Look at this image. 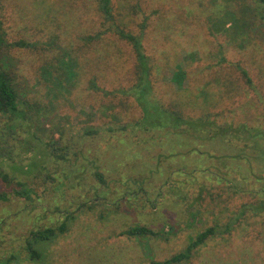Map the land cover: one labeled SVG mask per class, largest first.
Wrapping results in <instances>:
<instances>
[{"label": "rangeland", "instance_id": "374dc122", "mask_svg": "<svg viewBox=\"0 0 264 264\" xmlns=\"http://www.w3.org/2000/svg\"><path fill=\"white\" fill-rule=\"evenodd\" d=\"M253 2L114 0L134 32L148 20L144 45L153 64L154 101L194 120L264 127V13ZM234 17L247 22L245 30H237ZM0 19L9 42L36 46L0 54L32 120L31 127L2 130L1 151L7 152L0 153V168L24 182L32 199L14 197L17 184L0 182V194H10L9 201L0 200V260L14 255L15 264H150L216 227L222 234L190 264H264V214L248 213L223 234L242 204L258 201L240 191L236 177L243 144L209 140L207 133L184 138L172 130L135 128L141 107L120 92L135 81L132 50L112 34L96 39L103 29L95 0H0ZM68 54L77 83L71 93L56 91L54 97L43 72L54 67L57 76ZM178 68L186 73L181 87L172 81ZM92 79L114 94L92 90ZM86 128L99 133L86 136ZM226 162L230 187L208 173ZM99 171L105 185L96 178ZM82 203L94 207L80 209ZM66 212L75 214L66 234L36 245L43 257L31 261L25 250L30 233L60 226ZM136 226L164 235H121Z\"/></svg>", "mask_w": 264, "mask_h": 264}, {"label": "trees", "instance_id": "16d2710c", "mask_svg": "<svg viewBox=\"0 0 264 264\" xmlns=\"http://www.w3.org/2000/svg\"><path fill=\"white\" fill-rule=\"evenodd\" d=\"M253 1L257 13H264V0ZM95 2L96 12L101 19V25L103 29L102 32L96 36V39L105 34H112L128 44L132 50L134 57V62H132V71L134 73L135 81L132 87L121 89L120 92L134 97L138 105L141 107L142 118H140L134 124L135 128L137 127V129L142 130H158V132L162 131V133L172 130L178 136H182L184 138L191 134L203 135L207 133L209 140L219 139L228 144H232L234 142H236L237 145L240 143L243 144V148L239 152L240 156L236 158L242 159L243 164L246 165V170H241L243 164L240 163L237 167V169L240 170V173L236 177L238 181L243 183L240 191L243 194L248 193L249 195L257 198L258 201L257 203L242 204L240 209L232 217H230L228 223L225 224L226 227L225 231H223V234L230 233L232 230V224H236V222L244 219L248 213L254 216L264 214V127H253L247 124H239L236 126L228 123L219 124L215 121L205 118L194 120L186 118L179 110H173L171 108L164 107L154 101L152 79L153 64L152 59L146 53V48L144 45L148 20L144 19V22L139 25V29L134 32L133 28H131L124 18H122V13L116 11L114 0H95ZM139 9L140 7H138V10ZM234 18V24L239 26H236L237 30H245L247 22L241 18L243 21H241V24H238L236 17ZM218 29L219 31L221 30V28ZM12 47L29 49L36 46L25 42H9L7 33L4 29V22L0 19V54L6 49ZM73 60L74 59L71 57L68 60L60 62L58 68H55L57 76H54V67L49 66L43 72V77L46 82H49L53 85L51 86L49 84L50 86L48 88L54 97L56 91L59 94L63 92L68 94L71 93L74 85L77 83H73L78 74ZM241 71L244 77L247 78L248 83H251L247 72L245 70ZM185 78V70L183 68H178L173 74L172 81L176 83L178 87H181ZM90 88L94 91L103 93L105 96L114 94L111 91L101 88L96 79L90 80ZM28 110L30 111L29 105L23 104L22 100L20 99L18 85L12 72L0 64L1 154L7 152L1 151V143L2 141H5L3 138L1 139L2 130L8 129L14 131L20 127H31L32 120L28 121L30 119ZM3 118L7 119L6 125L4 127L2 125ZM125 129H127V127H125ZM98 133L99 131L94 130L93 128H86L84 131V135L86 136H93L97 135ZM53 151L56 152L57 148H55ZM171 157L172 154L168 156L167 159H170ZM214 158L219 159L217 156H214ZM229 158L234 159L235 157L232 155L229 156ZM228 167H230V163L226 162L223 163V166L220 167L219 171L215 172L213 170H208V173L217 179V184H219L220 181L225 180L227 186L230 187L232 183L228 178V173L230 172V170L226 169ZM183 171L184 170H181L180 173ZM242 171L243 173H241ZM194 172H196V169L192 173ZM185 173L186 170L182 175L187 174ZM210 175L207 176L211 177ZM96 178L99 183H102L103 185L106 184L105 178L100 171L96 174ZM16 179L17 178L14 177L13 174H10L9 172H6L4 169L0 168V182L7 186L12 185L13 183L17 184V187L12 190L14 197L22 198L25 201H30L32 199V190L29 189L24 182H17ZM0 200L4 202L9 201L10 194H0ZM94 204L95 202L92 203V205ZM93 207L88 203H82L80 209H92ZM65 217L66 218L64 222L58 227L35 230L30 233V237L25 241V250L31 261L35 262L42 259L43 257V252L37 249L36 245L47 243L66 234L71 220L75 218V214L74 212H66ZM221 234L222 233L217 231L216 227L207 228L206 230L200 232L196 237L192 238L191 243L183 251L173 255L171 258L165 261H152L150 264H190L198 251L206 245L208 240ZM121 235L127 236L128 238H153L164 235V230L156 232L147 226H136L123 231ZM15 260L16 256L12 255L9 258L0 260V264H15Z\"/></svg>", "mask_w": 264, "mask_h": 264}]
</instances>
